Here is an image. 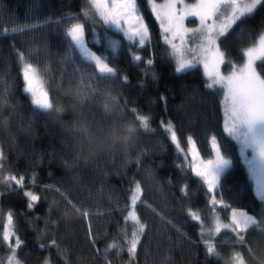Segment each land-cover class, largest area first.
Instances as JSON below:
<instances>
[{"label": "trees", "instance_id": "1", "mask_svg": "<svg viewBox=\"0 0 264 264\" xmlns=\"http://www.w3.org/2000/svg\"><path fill=\"white\" fill-rule=\"evenodd\" d=\"M141 3L151 29L150 45L138 52L143 57L141 62L134 63L131 60L135 49L122 40L121 34L104 29H98L93 34L90 32L91 22L86 23L89 46L98 54L110 55L107 47L109 38L121 39L122 45L113 63L122 70L121 77L125 74L128 76V82L99 78L90 81L99 92L81 106L86 120L99 126L110 119V116L103 113L102 104L103 93L111 90L127 109L136 108L142 114L149 115L150 126L155 129L152 133L142 132L139 149L131 152L127 158L112 153L85 161L62 144L63 134L57 124L45 113L35 109L23 91L17 56L10 41L14 39L16 48L21 50L29 46L36 47L32 44L30 33L0 37V71L6 69L3 78L10 85L7 99L0 100V150L6 156L0 178L8 174L25 177L24 185L19 188L13 184L10 189L8 185L0 183V210L5 215L10 210L14 213L17 235L24 241L17 257L22 264H44L45 259L50 264H66V261L67 264H104L100 253L107 244L113 242L118 222L120 227H125L123 215L113 211L111 216L101 214L91 217L89 221L76 215L65 219L66 200L55 189L59 188L60 192L79 206L90 208L93 212L98 209L103 212L105 208L115 207L117 203H128L133 180L141 182L144 200L160 214L157 215L144 204L138 205V215L146 222V233L141 237L134 264H223L222 260L206 255L199 236V222L191 221L187 214V208L191 206L193 210L200 211L205 225H209L212 221V206L208 204L210 194L190 170L186 171L182 167L186 163L184 155L177 153L169 134L161 126L162 122L167 123L169 120L174 123L185 150L186 136L189 134H194L201 155L205 158L211 152L208 141L212 134L228 144V155L233 160V166L222 177L221 187L216 193L217 198L222 197L230 205L228 210L231 207L243 208L259 216L264 209L255 195L247 169L239 156L238 146L223 134L221 94L205 89L206 80L201 70L187 74L175 73L174 61L167 54L159 25L151 15L146 0H141ZM84 7H89L88 0H0V33L26 22H35L32 17L43 19L49 15L81 13ZM80 19L84 22L82 13ZM195 23L188 22L190 25ZM241 28L245 31L264 28V7L253 17L243 20L223 41V47L233 59H238V51L247 46V42L239 38ZM55 29L56 25L45 29L48 32L49 55L40 52L31 59L41 69L45 64L50 66V94L56 98L55 102L60 100L66 103L67 98L55 86L66 87L70 83L66 75L63 80L61 77L63 73L73 71L74 66L61 63L65 44ZM149 58L154 61L151 66L146 64ZM229 69L230 66L225 65L222 71ZM87 83L88 80L85 81ZM71 84L77 87L76 81ZM9 104L15 106L14 113ZM124 117L134 119L131 112ZM63 118L70 119L71 114L66 113ZM137 156L141 158L140 165L136 163ZM45 185L53 187L46 188ZM182 186L187 194L181 192ZM28 190L41 197L33 209L27 208L24 192ZM109 196L112 197L111 201ZM217 211L221 219L227 222L224 210L218 206ZM161 216L166 219L162 220ZM3 222L0 219V233L3 231ZM89 224L97 236L95 245L88 239ZM126 227L130 234V222ZM176 228L182 229L186 237L180 236ZM230 238L234 239L230 233L225 232L216 239L224 241ZM52 239L58 241L59 249L48 247ZM246 242L247 247L238 246L242 253L246 254L247 248H252L257 256L264 253V233L250 230L246 234ZM41 244L46 247L41 248ZM60 250H67L66 257L60 254ZM218 251L228 254L232 249L223 246L218 247ZM7 255V245L0 244V257L6 260ZM108 256L113 264H127L129 260L126 247L119 256L115 249Z\"/></svg>", "mask_w": 264, "mask_h": 264}, {"label": "snow or ice", "instance_id": "2", "mask_svg": "<svg viewBox=\"0 0 264 264\" xmlns=\"http://www.w3.org/2000/svg\"><path fill=\"white\" fill-rule=\"evenodd\" d=\"M146 4L159 25L167 54L174 61L175 73L187 74L190 71L201 70L206 80L205 89L221 94L223 134L238 146L239 156L253 182L255 195L264 204V28L256 31H245L241 28L239 38L242 42L246 41L247 46L238 51V59L231 58L230 53L223 47V41L237 25L253 17L260 8L264 7V0H146ZM88 5L89 7L81 9L84 22L80 19L81 13L69 12L58 16L49 15L43 19L32 17L35 22H26L18 27L4 29V32L0 33V37L7 34L30 33L32 44L36 47L29 46L21 50L16 48L14 39L10 43L17 56L23 91L30 98L31 105L47 116L53 115L52 109L56 99L50 94L51 68L45 64L41 69L31 57L40 52L49 55L48 32L45 30L48 26L56 25L55 31L61 35L65 44V54L61 58V63L74 66L73 71L62 74L61 80L66 75L70 83L76 81L82 106L99 92V89L93 87L90 82L93 78L122 79L123 82H128V76L125 74L121 77L122 70L113 63L117 50L122 45L121 39L109 38L107 47L110 55L98 54L88 43L86 35L88 21L92 24L90 32L93 34L98 29L112 30L121 34L122 40L135 49L131 56L134 63L143 61V57L138 52L151 43V29L143 14L141 0H88ZM36 7H39L38 2ZM190 21L196 22V26L188 27ZM153 63L151 58L146 61L149 66ZM225 65L230 66V71L227 73L222 71ZM89 68L92 69L91 72L88 71ZM5 74L6 69L0 71V100L7 99V93L10 91V85H7L3 78ZM77 76H79L78 80ZM153 77L155 78V74ZM86 80L89 83L85 84ZM161 99L165 98L161 97ZM8 106L14 113L15 106L12 104ZM102 111L106 116L115 118L124 117L131 112L134 115L133 120L144 133L155 132L150 126L149 115L142 114L136 108L127 109L111 90L103 93ZM161 126L169 134V139L177 153L184 155L186 163L182 167L186 171L190 170L210 194L208 204L212 206V221L209 225H205L200 211L193 210L191 206L187 208L191 221L199 222V236L206 255L222 260L223 264H251L253 260L257 261V264H264V253L257 256L252 248H247L246 254L238 249V246L247 247L246 234L250 230L255 229L264 233V209L258 216L250 214L243 208L231 207L227 222L221 219L217 211L218 206L224 209L230 207L222 197L217 198L216 194L221 187L222 177L233 166V160L228 155V144L218 140L216 134H212L208 141L211 152L209 157L205 158L201 155L194 134L186 136L185 150L174 123L169 120L167 123L162 122ZM5 160L6 156L3 150H0V172L3 171ZM136 163L137 165L141 163L139 156L136 158ZM24 182L23 175L17 177L8 174L0 178V183L8 185L10 189L13 184L17 188L22 187ZM45 187L53 186L45 185ZM55 190L66 200L64 213L70 211L86 221L93 216L101 214L111 216L113 211L120 212L125 227H120L118 222V230L113 235V242L107 244L100 253V258L104 264H113V261L109 260L108 253L115 249L116 255L119 256L126 247L129 257L127 264H134L141 237L146 233V222L138 215V205L144 204L156 213V209L144 200V190L140 181H132L127 204L117 203L115 207L105 208L103 212L99 209L93 212L90 208L79 206L60 192L59 188ZM181 192L187 194L185 187H181ZM24 196L27 198L28 209H33L41 199L31 190L25 191ZM108 199L111 201L112 197L109 196ZM63 218L67 217L64 215ZM0 219L4 221L0 244L7 245L8 248L7 258L5 260L0 257V264H22L17 257L24 241L17 235L14 213L10 210L5 215L0 210ZM161 219L166 218L161 216ZM129 222L130 234L126 227ZM167 222L171 223V221ZM47 225L48 221H46ZM176 231L182 237L187 235L180 228H176ZM225 232L230 233L234 239L218 241L216 239L218 235ZM88 239L95 245L97 236L91 224L88 228ZM223 246L230 247L232 251L222 254L218 251V247ZM40 247L46 246L41 244ZM48 247L59 249L60 245L56 239H52ZM97 252L100 250L97 249ZM66 253L67 250H60L62 256L66 257ZM44 264H50V261L45 259Z\"/></svg>", "mask_w": 264, "mask_h": 264}, {"label": "clouds", "instance_id": "3", "mask_svg": "<svg viewBox=\"0 0 264 264\" xmlns=\"http://www.w3.org/2000/svg\"><path fill=\"white\" fill-rule=\"evenodd\" d=\"M67 98V102L57 100L53 105V115L48 118L57 124L63 134L61 143L65 144L79 159L94 160L107 154L118 153L127 158L131 152L139 149L142 128L133 119L125 117L110 119L99 126L86 120L82 111V101L77 87L69 83L66 87L55 86ZM66 113L70 119H64ZM65 216L72 218L75 213L66 211ZM257 264V261H251Z\"/></svg>", "mask_w": 264, "mask_h": 264}, {"label": "rangeland", "instance_id": "4", "mask_svg": "<svg viewBox=\"0 0 264 264\" xmlns=\"http://www.w3.org/2000/svg\"><path fill=\"white\" fill-rule=\"evenodd\" d=\"M187 26L188 27H195L196 26V23H195V25H190V24H187ZM228 71H230V69L229 70H227V71H225V73H227ZM190 159V158H189ZM251 180V179H250ZM251 183H252V186H253V189H254V185H253V182L251 181ZM218 191V190H217ZM263 207H264V204H263ZM223 210H224V212L227 214V217H228V215L230 214V210L231 209H224V208H222Z\"/></svg>", "mask_w": 264, "mask_h": 264}]
</instances>
